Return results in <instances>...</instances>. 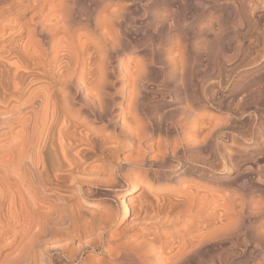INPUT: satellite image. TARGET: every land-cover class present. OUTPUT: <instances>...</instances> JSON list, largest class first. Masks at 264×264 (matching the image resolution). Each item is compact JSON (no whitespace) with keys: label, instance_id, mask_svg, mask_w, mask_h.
<instances>
[{"label":"bare ground","instance_id":"6f19581e","mask_svg":"<svg viewBox=\"0 0 264 264\" xmlns=\"http://www.w3.org/2000/svg\"><path fill=\"white\" fill-rule=\"evenodd\" d=\"M123 1L0 0V149H4V158L0 157V264H30L33 248L41 247V239L48 237V227L66 233L75 206L53 185L70 180L80 190L85 183L102 181L106 190L119 189L122 195L151 188L155 182L161 187L168 181L177 184L159 191L153 201L141 195L138 202L144 201L135 206L138 227L146 228L153 221L160 229L149 238L143 236L144 230L133 229L128 238L112 246L105 244L99 256L89 254L90 264H264V170L258 165L264 152L257 159L246 153L264 149V132L240 131L242 142L237 136L223 135L229 149L220 155L221 164L228 163L235 171L231 180L252 183L257 192L256 199L238 195L241 199L235 202L202 188L227 179L214 175L221 166L208 147L217 131L230 125L229 116L221 124L213 114L197 113L198 104L189 101L182 110L185 114L167 128L176 137L154 141L165 124L154 114L141 113L148 108L142 101L147 98L143 88L149 76L161 77L159 91L172 85L175 94L185 95L190 63L199 65L202 52L215 44L219 56L215 77L218 88L226 89L218 99L226 106L237 102L231 109L235 114H241L240 108L250 100L263 103L264 96L253 85L264 81V63L251 76L236 70L259 59L264 62V33L257 32L254 43L250 39L251 44L245 46L242 32L247 31L248 15L256 22L264 20V0H147L151 11L139 21L143 26L138 30L154 38L156 45L135 61L128 60L135 53L136 46L131 48L128 42L135 32ZM192 11L198 12V22L203 24L192 33L203 41L200 47L187 37L190 31L185 35L178 29L172 35L168 30L160 37L176 16L186 18ZM231 16L233 36L227 26ZM232 50L233 57H227ZM258 113L264 123V111ZM243 148L248 151L239 153ZM183 152L188 160L180 158ZM174 159H179L177 168L171 162ZM83 191L92 195L88 189ZM120 208V220L126 219L130 210L121 200L119 206L105 207L106 221L111 222ZM186 215L188 225L175 229L174 224ZM237 233L244 246L240 261L234 252ZM213 242L220 252L215 250L214 255L212 251L210 256ZM41 250L45 264H56L50 259L52 249ZM78 252L70 256L78 258Z\"/></svg>","mask_w":264,"mask_h":264},{"label":"rangeland","instance_id":"374dc122","mask_svg":"<svg viewBox=\"0 0 264 264\" xmlns=\"http://www.w3.org/2000/svg\"><path fill=\"white\" fill-rule=\"evenodd\" d=\"M123 2L126 6H128L129 11H130V16H129L130 19H129L128 24H130L133 27V31L135 32L133 41H128L129 47L136 46V48H133V51L135 53L132 56H130V58L128 60L135 61V60H138L139 56L142 55V53L145 50L148 51V50L154 49L155 45H156V44L154 45V43H156L154 38L149 36L147 33L143 34L138 30L140 25L143 26L142 25L143 23H140L139 21L143 20V17L145 16V14L147 12H149L150 8L146 7L147 0H124ZM192 14H194V15H192ZM197 14H198V12H197ZM197 14L195 11H192L191 13L187 14L188 16H186V18H184L185 16L184 17H182V16L177 17L176 16L175 21L172 20V22H171L172 27H170V26L166 27V30H164L160 33V37L163 38L164 36L167 35V33L169 31H170L169 34H172V35L178 34V32H179L178 29H180V32L182 34L184 33L185 35H186L187 31L188 32L190 31L191 35H188V33H187V35H188L187 37L190 36L189 38L193 39V41L195 40L194 42H196L195 43L196 46L200 47L201 43H203V41H200L201 38L199 37V35H197V33L192 34L194 29H197V28L203 26V24L198 22V21H201V19L199 18V15H197ZM189 16H190V18H194L191 20V21H194V23L193 22L191 23ZM249 17H250V15H248V18H247L248 22L247 21L245 22L246 27L244 28V26H243V28L247 31H242L243 37H244V39H246V42H247V43H245V46H248L249 45L248 43H250V41H251V43L252 42L254 43V40H255L254 37L257 36V32L260 33L261 35L264 33V20H260V21L257 20V22H256L255 19H253L251 17H250L251 18L250 19ZM228 20H230V22H227V26L231 32L233 30V27L231 25L234 24V23H232V22H234L233 16H231ZM253 20H255V21H253ZM255 22H256V24H255ZM197 25H199V26H197ZM200 25H202V26H200ZM195 26H197V27H195ZM229 26L232 27V30H231V27H229ZM176 28H177V30H176ZM190 28H191V30H190ZM250 28H251V31H250ZM166 31H168V32H166ZM232 32L229 33L230 36L234 35V31H232ZM197 41H200V42L197 43ZM216 46H217L216 44L211 46L213 49H211V48L207 49V50H209L208 52H202V54H204V56H202L203 61L199 65H197V66L192 65L191 66V64H193V63H190V67L188 69V71L190 73L188 72L189 75H187L185 78V86H184V89L187 92V93L185 92V95H187V96L183 95V93L180 95L175 94L171 88L172 85L168 86L169 89H167L165 91L164 90L159 91L157 88L161 84L160 83L161 77L159 78L158 76H153L154 74L149 76L148 77L149 80L147 79L148 82L146 81V83L144 84V88H143L145 90L147 98L144 101L145 104L142 101V104H143L142 106L145 107V105H146L150 109L145 107V109L143 108L144 110H142L141 113H142V115H145V116L154 114L155 116L154 115L153 116L156 119L159 118L161 120V123L165 124V128L161 132H159L160 136L158 134H155L153 136L154 141L160 139L161 137L162 138L164 137L163 139H166V140H169L168 139L169 137H170V139L174 138L175 135H172L170 130H167V128L169 129L170 127L175 125L176 121L181 117L179 115L185 114L184 108L191 101L193 103H196L195 105L198 104V106L195 110L197 113L207 114V116H209V114H213L217 117V118L215 117L217 120L220 118L218 120V122L221 124H223L225 122V120L228 119L226 116H229L230 120L229 119L228 120H229V123L231 126L229 125L230 127L226 126V127L221 128V130L219 129L216 133L217 136L215 135L216 139L215 138L213 139L214 140L212 142L213 144L211 143L208 147L209 151H212L215 154L216 162H218V164L221 166V167H218L215 171H213L214 175H216L217 177L218 176H224V177H227V179L223 182H220V183L217 181H212L211 184L209 183L208 185L207 184L205 185L206 188H205V186L202 188L208 190L209 192H211V194H213V192H214L213 195H215L218 198H223V196H224V198H226V199H230V200L234 199L235 202H236V199H238L237 200V202H238L242 197L255 198L257 192H256V188L254 187V184H252V183H248L245 185H244V183L241 184L242 183L241 182L242 180H240L241 178L231 180L232 178L230 176H232L235 173V171H233V169H231L228 166V163H225V164L222 163L221 164V162H223V159L220 155L225 156L226 150L229 149V147H227V145H225V142L222 141L223 140L222 138H224V136L226 134H228L229 136H232V135L237 136L238 140H239L238 142H242L241 136L239 134L241 132H243V130H245L244 132H247V133H249V132L257 133L258 131L260 133H263L264 132V123H262L260 120H258L257 113L259 111H264V102L261 104L260 103L257 104V102H256L257 99H253L254 101L250 100V101H248L247 104H245L242 108H240L239 112L240 113L242 112L241 114H239V113L235 114V112L231 113L232 112L231 109H234L233 107H236L237 102L236 103L233 102V103H231V105L228 104V106H226L227 102H225L222 98L218 99L219 96L221 95V93L226 92V89H224L225 87H222V86H219V88H218V79L215 77L216 73H217V69H218L217 67L219 65L218 64V57H219L218 51L216 52V50H218L217 49L218 46L217 47ZM215 48H216V50H214ZM210 50H211V52H210ZM234 52H235V50H234ZM232 53H233V50L227 52L226 56L227 57L231 56V58H232L233 54H234V53L233 54ZM227 59H230V58H227ZM261 60L259 59L253 63H250L247 66H244L242 68H238V70H236V71H238L239 73L241 72L240 74L246 73V74H249L251 76L252 74L255 73V70L262 69V64L264 62ZM263 60H264V58H263ZM192 61H193V59L191 58V62ZM231 62L232 61H230V63ZM123 63L125 64V59L123 60ZM152 64L155 67H159V63L155 64V62H154ZM238 72H236V73H238ZM250 76H248V77H250ZM253 88L254 89L257 88L260 96H264V81L263 80H260V79L257 80V82L253 85ZM153 95H159V96H157L155 98H153V97L151 98V96H153ZM161 95H163V96H161ZM173 95H177V96H173ZM183 96H184V98H183ZM185 97L189 98L190 100L185 98ZM186 100L188 103L186 102ZM219 100H222V101H219ZM217 102L218 103L220 102L219 104L221 106ZM223 102H225V103H223ZM217 104L219 106H217ZM234 104H235V106H234ZM228 108L230 109L229 113H228V110H229ZM151 109H152V111H151ZM149 111H151V112H149ZM223 119H225L224 122H223ZM256 129H258V130H256ZM166 135H169V136H166ZM157 136H159V138ZM218 137H219V139H217ZM220 148L222 151L220 150ZM3 150L4 149H0V157L2 156L4 158V151ZM245 150L248 151L246 148L245 149L243 148V150L240 149L238 151H239V153H241V152H244ZM263 152H264V149L262 148L261 150L256 151L254 154H251L250 152L249 153L246 152V153L248 154L249 157H251V159H257V157H259V154L261 155V154H263ZM183 153H181L180 158H182L183 160H188L189 155L187 153H184V154ZM253 155H255V158ZM96 162L98 163L100 161H96ZM96 162L95 163L93 162V164H97ZM171 162H173L175 164L176 168H177V166L180 165L179 159H176V160L174 159V161L171 160ZM258 165L261 166L260 167L261 169L263 167L262 170H264V158L261 161L260 160L258 161ZM117 177H119V175ZM98 182H100V184H98L97 182L85 183V185L81 186V188H83L81 190L78 187L77 182L72 181V180H70L68 182L66 181V182L61 183V184L55 183L53 185L54 188H57V190L59 192L63 191L62 194L65 193L63 195L66 196L65 199L69 205L75 206L76 211H74L75 213L72 214V220L73 221L71 220L73 223L69 222L68 226H70V227H68L65 230V232L67 234L64 233V231L62 232L63 233L62 234L61 231L57 230L56 228H53V227L49 228L48 227L46 230V232L49 233V234H46V235H48V237L45 236L43 240L41 239V241L39 243L41 245V247L37 248L38 245H36L33 248V253H32L31 258H30L32 260V262L30 260V264H45L42 261L43 255L41 254V252L43 250H41V249H44L47 246H48V248L52 249V254L50 255V259L52 262L54 261V263H56V264H57V262H56L57 260H61V262H64L66 264H90L89 261H87L89 254H92V256L94 255L95 257L99 256L98 254H100L101 250H104L105 247H107L106 246L107 244L109 246H112V244L115 243V241L119 240L118 242H120V241L124 240L125 238H128L127 236L130 235V233L133 231V229L135 230L136 228H140L137 226V224L139 222L138 221L139 211L136 210L137 207H135V206H138L139 204H141L144 201V199H143V201L138 202L139 199L142 200L141 195L144 194V197L147 196L146 198H149L153 201L154 200L153 196L155 194L158 195L159 191H164V190L167 191V190L172 189L173 187H175L177 185V184H172L171 182L168 181V185L163 184V186L161 187L159 183L152 181L155 183H153V187H151V188L147 189L146 187H140L139 189H135L132 193H130L128 195H122L119 192L120 191L119 189L106 190V186H105L106 184L102 181H98ZM101 182L104 184H102ZM248 188H249V191H248ZM85 189L92 191V195H91V193H89V195H87L83 191ZM94 189L97 191V193L93 192ZM215 192H217V194ZM220 194H221V196H220ZM238 195H240L241 198H238V197H240ZM229 197H231V198H229ZM121 200H123V202L125 201L126 206L130 210L128 213V217L126 219L120 220L121 215H122V211L120 208L116 212V217L113 216L114 217V218H112L113 220H111V222L108 220L109 222H107L106 218H105V212H104L105 207H107V206L112 207V206L117 205V204L119 206V202ZM76 204L79 206H77ZM202 214L205 215L204 212ZM99 215L102 218H104V220L102 219V221H100L101 217ZM135 215L137 216V218H135L136 217ZM184 217L186 219H182L183 221L180 220L174 224L175 229H177L179 227H184L182 225H185V224L188 225V218L189 217H188V215H186ZM77 219H78V221H77ZM103 221H106L105 223L106 224L109 223V224L105 225V223ZM88 223H90V224H88ZM76 225H77V228H76ZM151 225H148L146 228L138 229V230H144L143 236L145 238L151 237V235H153L155 233L154 230H158L161 228L160 225H157L153 221H152ZM148 227H149V229H148ZM92 229H93V231H92ZM98 230H101V231H98ZM97 232L99 235L97 234ZM99 232H101V233H99ZM91 233L95 234L96 238H94L93 234H91ZM108 233L110 235H113V236L109 235L110 236L109 237L107 235ZM234 235L235 236L231 235L230 241L233 240V238H234L233 242H235V240H236L235 246H237V247L235 248L234 252L236 251L235 254H239L240 258L238 261H240L241 259H244V258H242L243 253L240 251L241 249L244 248V246L242 245V239H241L242 235H241V233H237ZM232 236H233V238H232ZM97 238L99 240H97ZM44 240L46 241V243ZM42 241L46 245L44 243H42ZM215 243L213 242V244H211V246H210L211 249H209L210 250L209 255H210V252L212 253V251H213L214 255H215L216 251H217V254H218V252H220V248L218 247L219 245H217L218 243H216V244ZM76 244H78L77 247H76ZM109 246H108V248H109ZM216 247H218V248H216ZM226 247H229V246H226ZM238 248H240V249H238ZM217 249H219V251ZM69 250L72 252H70ZM78 250H79L78 253H81L80 257L77 258L75 256H72V257L70 256L71 254L73 255L74 252L76 254V252ZM39 254H40V256H39ZM85 254H87V255H85ZM213 254H211V255L213 256Z\"/></svg>","mask_w":264,"mask_h":264}]
</instances>
